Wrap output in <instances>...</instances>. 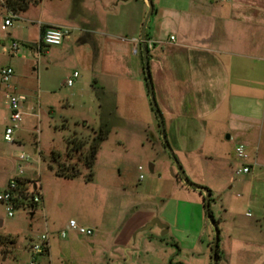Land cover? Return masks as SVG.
Returning a JSON list of instances; mask_svg holds the SVG:
<instances>
[{
	"label": "rangeland",
	"instance_id": "rangeland-1",
	"mask_svg": "<svg viewBox=\"0 0 264 264\" xmlns=\"http://www.w3.org/2000/svg\"><path fill=\"white\" fill-rule=\"evenodd\" d=\"M73 2L43 0L40 5L14 17L5 7L4 0H0V195L7 189L9 180L19 173V166H30L31 169L26 168L25 173L41 185L47 209L44 213L42 201L33 216L29 210L17 209L14 217H9L6 207L0 202V235L15 241L12 245L7 238L9 240L5 239V243L0 245V264H31L33 261L36 264H93L86 255L91 249L89 240L95 234L94 229H91L94 231L92 236H81L69 229L70 221L73 219L87 229L94 219L101 217L130 221L138 214L136 208L131 210L133 202L140 203V214L146 218L152 213L163 212L165 220H175L179 206H186L196 217L190 225L192 233L176 232V238L163 235V231L156 236L158 226L139 233L132 246L137 245L143 250L146 240L152 241L157 252L162 248L175 252L165 263L161 256L155 255L148 264H183L193 258L191 249L210 254L216 229L202 205H194L189 197H186L187 204L183 205L177 197L167 202L166 211L162 199L153 201L149 198L158 188L161 195L168 182L183 183L177 164L192 183L211 192L210 211L219 229V248L222 249L227 237L232 236L235 240L250 241L254 248L255 245L262 246L260 253L264 255V98L259 104L255 101L253 112L248 113L252 116L247 120L252 137L237 138L234 135L232 141H228L227 133L221 144L216 146L217 151L202 162V183H196V177L190 176L173 151L172 154H164L166 147L161 128L152 130V134L148 132L145 148L135 137L139 126L123 128L126 120L134 114L119 113L115 108V98H110L104 88L106 67L100 54L96 56L100 59H95L89 44H75L69 48H66L67 44L43 46L41 53L36 50L42 27L70 28L72 39L77 37L74 25L79 12ZM87 2L91 7L97 3L96 0ZM115 3L120 5L110 6V14L116 18L124 13L133 14L138 9L135 0L125 3L116 0ZM149 10L150 6L147 15ZM9 18H12V25L3 31L2 26ZM14 43L19 45L18 52L12 51ZM6 68L14 70L9 86L1 80V72ZM75 72L78 78L73 77ZM69 80L73 81L72 86H68ZM11 95L26 97L21 109L23 116L18 123L11 120L7 104V97ZM104 125L109 130V137L100 147L94 178L88 182V170L79 156L66 161L67 139L76 132L78 137L90 141L94 136L92 131ZM8 126L15 128L14 144L5 140ZM153 137L157 143L150 150ZM238 144L246 145L252 154L250 174H237V169L243 166V162L234 156ZM53 151L63 154L62 160L67 164L76 165L82 176L71 180L58 178L51 170V167L57 168V163L51 160ZM147 152L150 155H146ZM22 154L28 156L27 163L18 160ZM154 182L151 188L150 183ZM100 186L107 187V191L101 192ZM117 187L120 190L116 191ZM155 219L158 218L142 228L148 227ZM53 225L57 233L53 232ZM47 232L50 233L51 253L35 258L32 247L41 244V238ZM63 232L67 238H62ZM136 234H133V239ZM141 237H144V242H141ZM144 260L146 257L143 255L141 263L146 262Z\"/></svg>",
	"mask_w": 264,
	"mask_h": 264
},
{
	"label": "crops",
	"instance_id": "crops-1",
	"mask_svg": "<svg viewBox=\"0 0 264 264\" xmlns=\"http://www.w3.org/2000/svg\"><path fill=\"white\" fill-rule=\"evenodd\" d=\"M87 1L74 0L73 6L79 12L74 25L78 35L72 39L71 34L64 44H67L66 48L75 44H89L94 50L95 59L99 60L100 57L96 56L101 55L107 70L105 91L110 98H115V108L119 113L125 111L134 114L130 115V120H126L123 128L139 126L135 137L145 148L148 132L161 128L159 118L152 110L140 56L149 4L147 0H135L138 6L135 13H124L116 18L110 14V6L120 5L115 3L116 0H96L93 7ZM130 1L121 0V3ZM152 1L154 11L146 28V45L165 136L180 164L190 176L196 177V183H202V162L217 151L216 146L221 144L227 133L226 137H230L228 141H232L234 135L237 138L253 135L247 121L252 116L248 113L253 112L255 101H259V104L264 98V0ZM172 37H175L174 41ZM153 41L158 44L151 49L148 44ZM153 139L150 150L157 143L156 138ZM249 154L252 160L250 151ZM196 165L198 169H195ZM27 169L31 167L27 166ZM24 178L35 181L26 173ZM150 185L152 188L155 182ZM167 186L163 187L161 195L158 188L149 198L153 201L162 199L167 211L170 200L178 197L182 200L179 203L185 205L186 197H189L194 205H202L206 211L203 192L184 182L172 181ZM100 187L101 192L108 189ZM116 189L120 190L118 187ZM42 196L43 211L46 213L44 191ZM103 199L106 200V197L103 196ZM131 204V210L136 208L138 214L130 221L125 218L118 221L102 217L94 219L89 228L94 229L95 234L89 240L91 249L86 255L91 263L139 264L143 255L146 262L141 264H148V260L155 255L167 262L175 252L162 248L158 253L152 247V241L146 242L144 237H141V242L145 240L143 250L137 245L132 246L139 233L145 231L142 227L154 218L160 219L168 227L167 232L158 227L156 236L160 235V231H163V235H173V238H176V232L192 233L190 225L196 217L186 206H179L175 220L170 221L165 220L163 212L152 213L146 218L141 215L143 213L140 214V203ZM151 204L155 205L156 202ZM36 212L35 208L32 216ZM53 228V232L57 233L54 225ZM135 232L137 234L133 239ZM251 244L250 241L227 237L220 249L221 260L218 264H264V255L260 253L262 246L255 245L254 248ZM191 251L193 258L185 261V264L214 263L213 250L210 254L197 253L195 249Z\"/></svg>",
	"mask_w": 264,
	"mask_h": 264
},
{
	"label": "built area",
	"instance_id": "built-area-1",
	"mask_svg": "<svg viewBox=\"0 0 264 264\" xmlns=\"http://www.w3.org/2000/svg\"><path fill=\"white\" fill-rule=\"evenodd\" d=\"M16 17V16H14ZM12 25V18L6 19L5 24L2 26V30L6 31L9 26ZM72 34V31L70 28L66 27H50L47 28L43 34L42 37H40V41L38 43V46L36 47V50L41 53L42 47H59L65 43V41L70 38ZM172 41L175 40V37H172ZM156 42H150L148 44L149 48H154L156 46ZM13 52L19 51V45L14 43L12 46ZM78 73L75 72L73 77L78 78ZM14 77V70L12 68H6L2 70L1 72V80L4 84L10 85ZM73 81H68V86H72ZM7 104L9 106V109L11 111V120L14 123H18L21 121L22 117V104L24 101H26V97L23 95H11L8 96ZM15 128L13 126H8L6 128L5 132V140L9 143H16L15 137ZM235 155L238 160L243 162V166L239 169H237V174H250L252 171V165H250L248 162L250 161V154L248 151V148L244 144H238L235 149ZM21 163H27L29 158L27 155L22 154L19 159ZM26 168L24 165L19 166V173L11 178L8 182V187L0 195V202L6 207V210L8 212L9 217H14V212L17 209H24L29 210L30 212H33L35 210V207L37 208L38 204H40L43 201L42 196V188L39 182L33 181L31 184V189L35 191L34 194H26L22 193L19 190V178H24ZM142 170V167L140 168ZM32 181V180H31ZM250 215V214H248ZM69 229L71 231L76 232L77 234L81 236H92L94 234V231L91 229H87L84 227H81L77 224L75 220H71L69 223ZM63 238L67 237L66 233L63 232L61 235ZM50 233L47 232V234L43 235L41 238V244L34 245L32 247V253L34 254V257L48 254L49 253V246H50ZM31 264H36V261L31 262Z\"/></svg>",
	"mask_w": 264,
	"mask_h": 264
},
{
	"label": "trees",
	"instance_id": "trees-1",
	"mask_svg": "<svg viewBox=\"0 0 264 264\" xmlns=\"http://www.w3.org/2000/svg\"><path fill=\"white\" fill-rule=\"evenodd\" d=\"M42 1L43 0H4V4L8 12L16 16L21 13H26L31 7L40 5ZM46 29L47 27H42L41 37L43 36ZM140 56L144 67L143 54L141 50H140ZM145 81L146 83H148L146 75H145ZM152 110L156 115V111L154 110L153 106H152ZM84 126H86V124H84ZM160 132L162 133L161 130ZM92 136L93 137L91 138L90 141H86L81 137H78L77 133L75 132L67 139V150L66 153L64 154L66 157V161H72L76 156H79V159L83 163L84 168L88 170V174L86 175V181L88 182H91L94 178V167L96 165L97 156L102 143L106 141L109 137V130L106 127V125H104L98 130H93ZM64 155L57 151H53L51 153V160L57 163L56 169L51 167V170L55 171L54 172L55 175L58 178L67 179V180L76 179L82 176V171L76 165L72 163L67 164L62 160ZM18 183H19V190L22 193H26V194L35 193V191L31 189V184L33 183V181L26 178H19ZM7 238H9L10 240ZM5 239L9 240V243H11L12 245L15 244V241L10 237H5L0 235V245L5 243L4 241ZM216 259L218 263L221 260L219 246L217 250Z\"/></svg>",
	"mask_w": 264,
	"mask_h": 264
},
{
	"label": "water",
	"instance_id": "water-1",
	"mask_svg": "<svg viewBox=\"0 0 264 264\" xmlns=\"http://www.w3.org/2000/svg\"><path fill=\"white\" fill-rule=\"evenodd\" d=\"M148 3H149V6H150V10H149V13H148V15L146 17V20L144 22L143 31H142V54H143V61H144V70H145L146 78H147V81H148L150 99H151L153 108L156 111V114H157V116L159 118L160 127H161V131H162V134H163V139L165 141L166 151H165L164 154H167V153H171L172 154L171 147H170L169 143L166 141L164 121H163V117H162L161 111H160V109L158 107V104H157V101H156L155 92H154V85H153V81H152V75H151L150 64H149V51H148V48H147V45H146V42H147L146 28H147L148 22H149V20H150V18L152 16V14H153L154 7H153V3H152L151 0H148ZM227 138H230V137L228 136ZM36 153H37V150H36ZM177 165L179 167L180 175H181V178H182L183 182L186 185H188L189 187H191V188H193L195 190H199V191L203 192L204 195H205L206 213L208 215L209 220L212 222V225L216 229V239H215L214 244H213V261H214L213 264H218L217 259H216V255H217V250H218V246H219V229H218L216 221L214 220V218L212 216V213L210 211L211 192L208 189L204 188V187H200V186L192 183L189 180V178L185 175L182 167L179 164H177ZM155 225H157L160 229L164 230L165 232H167V230H168V227L166 225L162 224L161 221L158 220V219L154 220L152 222V224L148 225V227H146L145 230L150 228V227H153Z\"/></svg>",
	"mask_w": 264,
	"mask_h": 264
}]
</instances>
